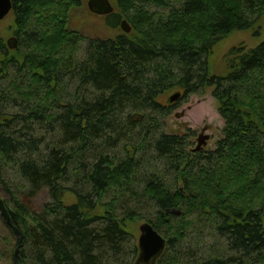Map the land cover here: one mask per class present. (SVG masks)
I'll return each instance as SVG.
<instances>
[{"label": "trees", "instance_id": "1", "mask_svg": "<svg viewBox=\"0 0 264 264\" xmlns=\"http://www.w3.org/2000/svg\"><path fill=\"white\" fill-rule=\"evenodd\" d=\"M12 2L0 182L13 245L0 264H15L14 229L18 264H134L139 221L167 241L156 264H264V41L232 49L223 76L210 60L231 34H262L264 0H114L108 25L124 19L131 32L105 40L70 29L80 0ZM207 90L225 127L213 150L194 151L191 130L165 134V120Z\"/></svg>", "mask_w": 264, "mask_h": 264}, {"label": "rangeland", "instance_id": "2", "mask_svg": "<svg viewBox=\"0 0 264 264\" xmlns=\"http://www.w3.org/2000/svg\"><path fill=\"white\" fill-rule=\"evenodd\" d=\"M81 6L78 9H74L70 14V29L79 32L86 39H114L118 35L124 33L122 30V22L126 20L117 21V27L112 28L109 26V22L113 24L111 20L106 17H99L93 15L88 9V3L90 0H80ZM114 8V13L117 14L114 0H108ZM152 12H163L157 7H149ZM166 14V12L164 13ZM128 23V22H127ZM264 24V20L262 21ZM14 15L11 12L3 21H0V41L8 48V41L12 38H16L14 33ZM17 39V38H16ZM264 41V29L259 37H255L252 32H237L231 34L227 39L221 41L215 48L212 58L211 69L216 75L223 76L226 72V57L232 49L245 46L247 49H253ZM18 45V40H17ZM86 45H81V49L85 48ZM8 50H10L8 48ZM12 51V50H10ZM79 57L82 58V55ZM168 95L165 97V101L168 99ZM225 127V122L219 114L218 103L212 96V90H207L202 95H191L188 99L182 102L165 120L164 132L168 135H185L191 130L189 138L192 145L191 149L198 151L199 142L207 138L206 144L203 146L204 150H213L216 142L222 136V131ZM12 183L17 186H23L19 184V179L16 175H12ZM6 184L7 180L2 179ZM6 181V182H5ZM7 185V184H6ZM25 198L26 199V193ZM0 197L7 202H10V196L4 191L3 183L0 182ZM20 200V199H19ZM22 200V199H21ZM20 200V201H21ZM73 200L70 196L65 200L67 204H70ZM50 202L48 192L42 191L32 202L31 205L36 212H42L46 204ZM131 208L132 204L128 205ZM3 218L0 215V251L9 252V246H12V237L9 231L6 229L3 223ZM144 221L136 222L133 225V235L138 240L140 236L139 227ZM132 229V227H131ZM208 242V240H207ZM221 247L222 243L218 240L213 239L209 243L210 247L215 248L216 246ZM14 251V248H13ZM12 251V252H13ZM14 254V252L12 253ZM203 254H205L203 252ZM5 264L7 260H5Z\"/></svg>", "mask_w": 264, "mask_h": 264}, {"label": "water", "instance_id": "3", "mask_svg": "<svg viewBox=\"0 0 264 264\" xmlns=\"http://www.w3.org/2000/svg\"><path fill=\"white\" fill-rule=\"evenodd\" d=\"M89 11L97 16H108L113 13L114 8L108 0H90L88 3ZM13 10L12 0H0V21H3ZM122 30L128 34L131 27L126 21L122 22ZM17 47V39L12 38L8 41V48L15 50ZM182 98V93L177 92L168 99L169 104H174ZM207 138L199 142L197 150H201L206 144ZM168 212V211H167ZM173 215L180 216L181 212L172 211ZM0 215L4 221L13 228L9 212L5 206L4 200L0 197ZM19 241V245L15 252V264H18L17 257L20 253L22 237L21 234L14 229ZM140 236L138 238L139 257L135 264H156L157 260L164 253L167 241L159 234L150 223H143L139 227Z\"/></svg>", "mask_w": 264, "mask_h": 264}]
</instances>
